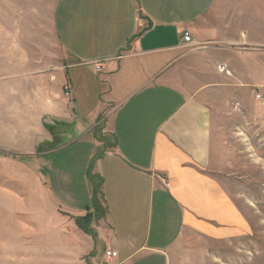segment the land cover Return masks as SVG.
I'll return each mask as SVG.
<instances>
[{"label": "crops", "instance_id": "obj_1", "mask_svg": "<svg viewBox=\"0 0 264 264\" xmlns=\"http://www.w3.org/2000/svg\"><path fill=\"white\" fill-rule=\"evenodd\" d=\"M228 1L0 0L3 255H39L21 208L39 205V160L76 145L90 204L46 187L63 264H216L251 234L217 175L220 117L264 86V2L237 21Z\"/></svg>", "mask_w": 264, "mask_h": 264}, {"label": "rangeland", "instance_id": "obj_2", "mask_svg": "<svg viewBox=\"0 0 264 264\" xmlns=\"http://www.w3.org/2000/svg\"><path fill=\"white\" fill-rule=\"evenodd\" d=\"M225 8L230 11V17L238 21L240 14L248 10L253 12L255 5L254 0H241V3L240 0H229ZM244 90L239 93L238 99L231 101L229 106L233 108L232 112L222 114L220 117L223 130L220 152L223 160H221V173L217 175L228 186L231 194L245 206L252 232L245 239L216 247L223 252L220 260L216 259V264H264V103L257 102L248 89ZM77 148L76 145L72 147V150L64 149L56 153L52 160L47 158L39 160V205L33 210L29 208L33 214L26 213L22 207L24 213L17 220L25 228L26 223L31 222L30 217L33 218L32 227L35 230L32 234L37 241L39 255L27 259L28 264H63L62 257L49 256L47 242L53 241L49 236V228L53 225L52 213L56 206L47 197L46 187L54 185L58 191L63 193L67 191L66 195L69 197L72 196L81 202L85 200L82 202L84 205H89L91 202L89 198L91 192L88 185L85 186V176L83 172L80 173L83 171L81 170L82 159H80V150ZM43 149L44 144L40 143L39 151ZM84 153L85 151L81 153V157ZM51 164L55 174L51 172L48 178V169L50 170ZM96 186H98L97 183ZM55 194L58 197V193L55 192ZM59 194L62 195L59 197L62 203L66 205L70 203V201L65 202L62 193ZM26 214L28 217L25 216ZM8 215H11L10 210ZM174 217H176L175 213ZM58 246L61 247V241ZM99 252L100 256L105 255L102 258L106 262V251L102 245ZM0 264L26 263L20 256H5L0 251Z\"/></svg>", "mask_w": 264, "mask_h": 264}, {"label": "built area", "instance_id": "obj_3", "mask_svg": "<svg viewBox=\"0 0 264 264\" xmlns=\"http://www.w3.org/2000/svg\"><path fill=\"white\" fill-rule=\"evenodd\" d=\"M184 41L186 43H190L191 42V36L188 32L184 33ZM95 69L97 72H100L102 70V64H96L95 65ZM218 71L221 74H225L227 76H231V73L229 71V69L227 68L226 65H219L218 66ZM66 91V95H68L70 93V88L67 86L65 88ZM251 91V95L252 97L257 101V102H262L264 103V86H260V87H255L250 89ZM106 257L108 260H112L115 259L117 257V253L114 251H108L106 253Z\"/></svg>", "mask_w": 264, "mask_h": 264}, {"label": "water", "instance_id": "obj_4", "mask_svg": "<svg viewBox=\"0 0 264 264\" xmlns=\"http://www.w3.org/2000/svg\"><path fill=\"white\" fill-rule=\"evenodd\" d=\"M149 27H150V24H149Z\"/></svg>", "mask_w": 264, "mask_h": 264}, {"label": "trees", "instance_id": "obj_5", "mask_svg": "<svg viewBox=\"0 0 264 264\" xmlns=\"http://www.w3.org/2000/svg\"><path fill=\"white\" fill-rule=\"evenodd\" d=\"M95 188V187H94Z\"/></svg>", "mask_w": 264, "mask_h": 264}]
</instances>
